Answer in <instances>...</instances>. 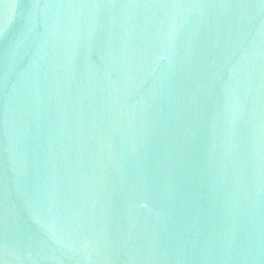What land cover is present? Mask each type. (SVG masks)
<instances>
[{
	"label": "water",
	"instance_id": "obj_1",
	"mask_svg": "<svg viewBox=\"0 0 264 264\" xmlns=\"http://www.w3.org/2000/svg\"><path fill=\"white\" fill-rule=\"evenodd\" d=\"M0 264H264V0H0Z\"/></svg>",
	"mask_w": 264,
	"mask_h": 264
}]
</instances>
